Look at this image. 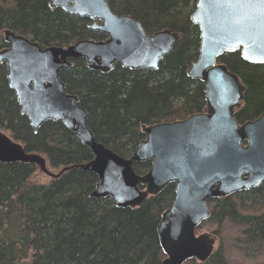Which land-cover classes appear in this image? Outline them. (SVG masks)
<instances>
[{
  "label": "trees",
  "instance_id": "1",
  "mask_svg": "<svg viewBox=\"0 0 264 264\" xmlns=\"http://www.w3.org/2000/svg\"><path fill=\"white\" fill-rule=\"evenodd\" d=\"M51 0H0V50L7 46L3 30L38 41L43 47L68 46L80 39L104 40L86 19L50 7ZM198 0H109L118 14L140 20L146 30L165 28L181 40L158 70H130L116 64L110 73L91 70L86 61L61 73L69 93L80 97L96 139L123 157H131L146 138L144 125L185 119L206 109L205 84L188 69L198 58L200 29L191 20ZM219 62L238 74L246 86L240 123L264 113V64L244 60L240 51ZM0 62V129L27 151L62 169L94 158L76 133L63 123L47 121L36 132L22 113ZM151 162L135 164L140 174ZM35 164L0 163V264H162L166 255L157 232L163 213L175 198V184L149 197L141 206L118 207L115 200L92 196L99 182L91 171L75 168L48 183L35 180ZM211 217L196 230L207 229L217 246L206 262L245 264L243 257L264 264V183L257 188L208 201Z\"/></svg>",
  "mask_w": 264,
  "mask_h": 264
},
{
  "label": "water",
  "instance_id": "2",
  "mask_svg": "<svg viewBox=\"0 0 264 264\" xmlns=\"http://www.w3.org/2000/svg\"><path fill=\"white\" fill-rule=\"evenodd\" d=\"M50 7L91 19L89 29L107 39L43 47L28 36L4 29L7 46L0 50V62L7 65L9 85L31 127L37 132L47 121L61 122L91 149L94 158L56 173L44 155L27 151L0 129V163L35 164L51 178L75 168L94 172L99 182L92 196L111 197L121 208L139 207L175 184L174 201L157 228L166 255L162 264H184L190 259L206 262L217 238L196 230L211 217L208 201L264 183V113L255 120L238 121L236 113L246 86L226 63L219 62L224 54L240 51L244 60L264 64V7L197 1L191 20L200 29L201 45L188 75L205 84L207 109L185 119L144 125L146 138L131 157L119 155L96 139L88 111L78 95L66 90L60 73L79 59L102 73L114 70L116 63L135 71L158 70L182 34L168 28L149 34L140 20L114 12L108 0H51ZM146 162H151L149 170L138 173L134 165Z\"/></svg>",
  "mask_w": 264,
  "mask_h": 264
},
{
  "label": "rangeland",
  "instance_id": "3",
  "mask_svg": "<svg viewBox=\"0 0 264 264\" xmlns=\"http://www.w3.org/2000/svg\"><path fill=\"white\" fill-rule=\"evenodd\" d=\"M49 168L53 172H56V173L60 170V169L52 168L50 165H49ZM50 179H51L50 176H48L44 172H41L40 170L37 171L36 176H35V180L38 181L39 183H41V182L42 183H48L50 181ZM203 232H209V231H207V229H201V230L197 231V234H200V233H203ZM261 260H263V259L250 260V259H247L246 257H243V263H245V264H260Z\"/></svg>",
  "mask_w": 264,
  "mask_h": 264
},
{
  "label": "snow or ice",
  "instance_id": "4",
  "mask_svg": "<svg viewBox=\"0 0 264 264\" xmlns=\"http://www.w3.org/2000/svg\"><path fill=\"white\" fill-rule=\"evenodd\" d=\"M215 2L221 5H237L241 7H250L253 3H259L262 7H264V0H215Z\"/></svg>",
  "mask_w": 264,
  "mask_h": 264
},
{
  "label": "flooded vegetation",
  "instance_id": "5",
  "mask_svg": "<svg viewBox=\"0 0 264 264\" xmlns=\"http://www.w3.org/2000/svg\"><path fill=\"white\" fill-rule=\"evenodd\" d=\"M108 1H109V0H108ZM109 4H110V2H109ZM59 9H60V8H59ZM112 10H113V9H112ZM63 11H64V10H63ZM113 11H114V10H113ZM64 12H65V11H64ZM114 12H115V11H114ZM119 15H121V14H119ZM122 15H123V14H122ZM74 16H75V15H74ZM77 17H78V16H77ZM131 17H132V16H131ZM80 18L86 19V21L88 22V26H89L90 23H92L91 19H89V18H87V17H86V18H84V17H80ZM135 19H136V18H135ZM141 23H142V22H141ZM142 24H143V23H142ZM194 25H195V24H194ZM143 26H144V25H143ZM88 28H89V27H88ZM144 28H145V26H144ZM165 29H167V28H165ZM168 29H169V28H168ZM145 30H146V28H145ZM171 30H172V29H171ZM91 31H92V30H91ZM158 31H159V30H158ZM172 31H173V30H172ZM93 32H94V31H93ZM146 32L149 33V34H153V33L157 32V31H153V30H152V31H149V32H148V31L146 30ZM177 32H179V31H177ZM99 33H100V32H99ZM180 33H181V32H180ZM181 34H182V33H181ZM87 39H92V38H87ZM106 39H107V38H106ZM94 40H95V39H94ZM104 40H105V39H104ZM164 59H165V58H164ZM83 60H84V59H83ZM74 61H76V60H74ZM74 61H73V62H74ZM85 61H86V60H85ZM163 61H164V60H163ZM163 61H162V62H163ZM162 62H161V63H162ZM86 63H87V62H86ZM116 64H120V63H116ZM120 65H121V64H120ZM73 66H74V65H73ZM73 66H72V67H73ZM121 66H122V65H121ZM72 67H71V68H72ZM115 67H116V65H115ZM122 67H123V66H122ZM159 67H160V66H159ZM114 69H115V68H114ZM127 69H128V68H127ZM66 70H69V69H66ZM62 71H64V70H62ZM62 71H61V73H62ZM112 71H113V70H112ZM143 71H149V70H143ZM96 72H97V71H96ZM61 73H60V78H61ZM101 73H102V72H101ZM109 73H110V72H109ZM103 74H105V73H103ZM61 80H62V78H61ZM62 81H63V80H62ZM64 83H65V82H64ZM243 103H244V101L242 102V106H243ZM206 104H207V103H206ZM242 106H241V107H242ZM206 109H207V106H206ZM206 109H205L204 111H206ZM238 110H239V109H238ZM238 110H237V111H238ZM261 115H262V114H261ZM261 115H260V116H261ZM260 116H258L257 118H259ZM257 118H255V119H257ZM255 119H252V120H255ZM247 121H248V120H247ZM244 122H246V121H244ZM244 122H242V123H244ZM209 208H210V207H209Z\"/></svg>",
  "mask_w": 264,
  "mask_h": 264
}]
</instances>
